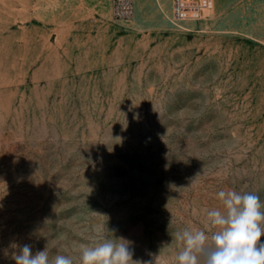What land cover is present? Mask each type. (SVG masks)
<instances>
[{"label":"rangeland","instance_id":"374dc122","mask_svg":"<svg viewBox=\"0 0 264 264\" xmlns=\"http://www.w3.org/2000/svg\"><path fill=\"white\" fill-rule=\"evenodd\" d=\"M197 1L0 0V264L104 239L177 264L220 191L264 201V0Z\"/></svg>","mask_w":264,"mask_h":264},{"label":"clouds","instance_id":"9594fccd","mask_svg":"<svg viewBox=\"0 0 264 264\" xmlns=\"http://www.w3.org/2000/svg\"><path fill=\"white\" fill-rule=\"evenodd\" d=\"M218 197L224 211L206 212L207 227L214 229L211 244L206 243L209 236L204 230L177 232L175 239L183 244L177 264H264V201L256 194L234 190L220 191ZM132 256L126 242L104 239L95 246L80 245L81 264H141ZM13 259L15 264H73L67 255L50 258L48 247L33 254L28 244Z\"/></svg>","mask_w":264,"mask_h":264},{"label":"built area","instance_id":"2783aa9c","mask_svg":"<svg viewBox=\"0 0 264 264\" xmlns=\"http://www.w3.org/2000/svg\"><path fill=\"white\" fill-rule=\"evenodd\" d=\"M201 5L197 0H172V16L182 21L195 19L201 15ZM114 19L129 20L135 14V0H112Z\"/></svg>","mask_w":264,"mask_h":264},{"label":"crops","instance_id":"0c3cea01","mask_svg":"<svg viewBox=\"0 0 264 264\" xmlns=\"http://www.w3.org/2000/svg\"><path fill=\"white\" fill-rule=\"evenodd\" d=\"M135 11H136V3H135Z\"/></svg>","mask_w":264,"mask_h":264}]
</instances>
